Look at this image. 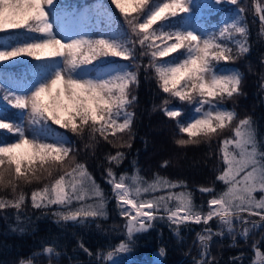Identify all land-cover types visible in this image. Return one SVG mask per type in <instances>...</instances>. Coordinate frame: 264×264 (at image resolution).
Masks as SVG:
<instances>
[{"label": "snow or ice", "instance_id": "1", "mask_svg": "<svg viewBox=\"0 0 264 264\" xmlns=\"http://www.w3.org/2000/svg\"><path fill=\"white\" fill-rule=\"evenodd\" d=\"M110 4L123 23L104 7L95 10L97 17L104 18L102 26L99 18L60 0H0V101L4 102L0 105V130H4L0 191L10 190L11 195H0V210L14 208L19 219L26 200L23 186L35 184L31 205L44 214L51 210L57 223L86 225L106 219L104 191L77 158L76 143L87 139L94 144L102 138L116 149L106 154L102 175L111 185L126 229L125 239L106 259L130 252L136 237L157 223H166L177 237L182 228L198 224L203 229L196 234L200 251L194 264H218L210 251L213 237L227 235L232 241L229 247H234L238 236L247 241L264 228V140L258 139L251 116L239 119L234 135L221 141L223 168L215 180L223 190L198 189L210 194L206 211L194 203L192 192L172 191L185 187L183 181L161 176L149 181L129 177L127 172L118 174L116 169L127 158L123 149H130L136 136L131 108L138 100L141 71L145 79L152 73L167 94L154 109L159 107L175 121L179 133L187 134L188 138L175 141L177 145L199 144L202 139L210 143L218 130L236 119L235 109L229 110L225 102L245 95L244 76L239 69L221 65L250 51L245 8L237 6L232 16L206 23L223 5H238V0H110ZM194 13L200 21L195 26ZM255 13L264 33V0L255 4ZM18 63L28 65L27 75L19 79L10 70ZM173 100L194 105L195 114L184 120V107H172ZM8 106L17 110L16 117L8 115ZM117 132L121 133L118 142L113 139ZM9 135L11 141L5 138ZM164 190L166 195H155ZM261 245L264 233L252 241L255 259L248 264H264ZM79 246L92 255L82 242ZM43 252L60 255L54 246L44 247ZM157 255L165 257L166 248L160 247ZM245 255L237 253L229 264H243Z\"/></svg>", "mask_w": 264, "mask_h": 264}, {"label": "trees", "instance_id": "2", "mask_svg": "<svg viewBox=\"0 0 264 264\" xmlns=\"http://www.w3.org/2000/svg\"><path fill=\"white\" fill-rule=\"evenodd\" d=\"M253 1L256 2V0H238V5H223L214 16L206 20V23H219L224 18L232 16L237 6L245 9L253 8ZM60 3L68 5L69 8L88 9L92 12L94 19L97 16L93 10L100 7L109 8L123 23L122 16L108 0H60ZM243 15L250 31V51L235 62L221 65L239 69L244 76L242 91L245 95H239L234 100L225 102V107L230 110L235 109L236 119L224 129L218 130V135L214 134L210 143L202 139L199 144L177 145L175 141L179 138H188L187 134L179 133L175 121L166 117L159 107L154 109V105H160L167 94L159 89L152 73H149L148 78L145 79V73L141 71L140 84L136 90L138 100L131 108L135 113L136 136L132 141V147L123 149L127 153V158L116 169L118 174L127 172L129 177L142 176L149 181L157 176L177 183L183 181L185 187L177 186L172 191L175 193L192 192L194 203L202 205L206 211L210 194L201 193L198 189L209 187L217 191L223 190V185L215 180L223 168L220 152L221 141L225 137L233 136L235 125L238 124L239 119L246 116L254 119L258 129V139L264 140V88L261 87V76L264 75V63L261 62V58L264 57V33L261 32L260 24H256L257 16L252 17L248 12ZM98 18L103 26L104 18ZM233 48L235 51L234 46ZM26 59L31 61V58ZM144 62H147L146 58ZM10 70L18 76L27 75L28 65L18 63L12 65ZM3 104L4 102L0 101V105ZM171 106L184 107V120L192 116L195 107L194 105H182L176 100H173ZM8 107L10 109L8 115L16 117V111ZM53 127L66 132L64 129H59V126L53 125ZM3 131L0 130V136L3 135ZM120 135L121 133L117 132L113 139L118 142ZM5 138L11 141L13 137L9 135ZM76 143L80 149L77 158L86 164L104 191L107 200V218H100L86 225L73 222L57 223V218L51 215V210H48V214H44L31 205V191L38 185H24L26 200L24 208L19 211V219L17 218L18 211L14 208L0 210V264H19L22 259L30 258L36 264H49L47 258L38 255L48 245L54 246L58 252L63 254V259L59 264H104L103 260L97 257L99 251L113 250L122 239H125V236L111 229V224L117 223L121 216L111 191V185L102 175L107 167L106 154L109 152L114 154L116 149L102 138L94 144L87 139L77 140ZM85 143H89L90 146L85 148ZM230 150H232L231 146ZM133 161L136 167L133 166ZM164 161H168L166 166H162ZM5 194L11 198L10 190L0 191V195ZM166 194V190L155 193V195ZM55 208L56 206H53V210ZM202 226L192 224L190 228H184L181 231V240L177 241L174 232L166 223H157L155 228L136 237L135 246L130 252L124 253L125 262H115V264H152L148 256L153 255V252L159 250L160 247L166 248L162 264H194V260L199 258L200 251L199 242L198 240L196 242L195 238L196 234L202 231ZM21 228L25 229L23 234L19 232ZM261 233H264V228L254 231L247 241L238 236L237 246L234 247H229L232 243L230 238L229 240L221 238L225 241L224 245V241L220 244V237L216 236L212 245V256L216 258L218 264H229L230 257L237 253H246L243 264H248L250 259H255L251 248L252 241L259 240ZM81 242L91 251V256L81 249L79 246ZM261 247L264 248V245Z\"/></svg>", "mask_w": 264, "mask_h": 264}, {"label": "rangeland", "instance_id": "3", "mask_svg": "<svg viewBox=\"0 0 264 264\" xmlns=\"http://www.w3.org/2000/svg\"><path fill=\"white\" fill-rule=\"evenodd\" d=\"M109 2H110V0H108ZM201 2H205V0H201ZM259 2V0H256V2H254L253 1V3H252V6H253V8H246L245 9V12H244V14H246V12H248L249 14H251V16L252 17H254V16H256V15H259L258 13H255V4L256 3H258ZM86 12V11H85ZM93 12L95 13V11L93 10ZM87 13H89L90 15H92L93 16V14H92V12H90L89 10L87 11ZM227 15V14H226ZM98 18V17H97ZM94 19V18H93ZM200 21L197 19V16H196V14L194 13L193 14V16H192V23H193V26H195L197 23H199ZM206 22V21H205ZM256 24H260V21H259V19L257 18V20H256ZM118 59V58H117ZM123 63H126V61H124ZM227 68H229V69H232L233 67H227ZM17 79H19V77H16ZM9 86H11V84H9ZM15 110V109H14ZM230 110V109H229ZM16 111V115H17V110H15ZM195 114V113H194ZM193 114V115H194ZM10 116V115H9ZM11 117H15V116H11ZM258 195V194H257ZM106 205H107V203H106ZM124 223H125V221H124V218L123 217H121L120 218V220L117 222V223H114V224H111V229L112 230H116L117 232H118V234L119 235H121V236H125V232H126V229H124V227H123V225H124ZM212 223V226H213V229H215L216 228V224H215V222L213 221V222H211ZM203 227V226H202ZM184 228H182L181 229V231L183 230ZM182 232H180V236L179 237H177V235L174 233V236L176 237V239H177V241L178 240H181V238H182V234H181ZM218 237V236H217ZM219 238V237H218ZM216 238H214L213 237V239H212V241H211V243H210V251L212 250V245H213V242H214V240H215ZM220 239V244H223V239H225V240H229V237L227 236V235H225L224 237H223V239H221V238H219ZM123 240V239H122ZM195 241L197 242V237L195 238ZM230 243H231V241H230ZM224 245H225V241H224ZM49 246V245H48ZM228 246V245H227ZM218 247H220V246H218ZM110 251H113V250H110ZM109 251H106V252H103V251H99V253H98V255H97V257L98 258H101L102 260H103V263L104 264H110V263H112L113 261L114 262H125L126 261V258H125V255H124V253H117L116 255H114L111 259H106L107 258V253H108ZM211 254H212V251H211ZM38 255H43L45 258H47L48 260H49V264H59L61 261H62V259H63V254L60 252V255L59 256H56L55 254H47V253H44L43 251L41 252V253H39ZM213 255H215V254H213ZM216 256H217V254H216ZM149 257V260H153V259H158V258H161V257H159L158 255H155V256H153V255H150V256H148ZM22 260H24V261H28V260H32L33 261V264H36V262L32 259V258H30V259H28V260H25V259H22ZM105 261V262H104ZM161 262V261H160ZM20 264V263H19ZM44 264H46V263H44Z\"/></svg>", "mask_w": 264, "mask_h": 264}, {"label": "water", "instance_id": "4", "mask_svg": "<svg viewBox=\"0 0 264 264\" xmlns=\"http://www.w3.org/2000/svg\"><path fill=\"white\" fill-rule=\"evenodd\" d=\"M259 15H257V17H258ZM47 247H49V246H47ZM42 252V251H41ZM41 252H39V253H41ZM38 253V254H39ZM157 253H158V251H154L153 252V255L155 256V255H157ZM164 258V257H163ZM163 258H158V259H153V264H161V262L160 261H162L163 260Z\"/></svg>", "mask_w": 264, "mask_h": 264}]
</instances>
